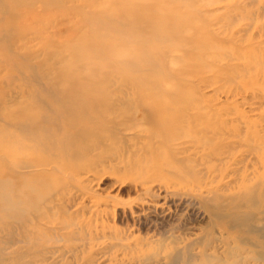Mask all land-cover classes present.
Wrapping results in <instances>:
<instances>
[{"label":"rangeland","instance_id":"obj_1","mask_svg":"<svg viewBox=\"0 0 264 264\" xmlns=\"http://www.w3.org/2000/svg\"><path fill=\"white\" fill-rule=\"evenodd\" d=\"M144 53L159 57L162 70L147 74L123 62L138 57V67H149ZM138 73L155 78L151 82L163 93L154 90V83L130 82L136 92L129 110L146 104L140 102V92H147L151 102L166 104L162 114L176 115L185 130L170 146L169 137H154L146 146L151 151L144 148L131 156L134 164L128 167L129 151L120 150V143L111 145L112 150L91 148L99 136L89 131L96 130V118L109 110L112 93L123 95L128 89L123 81ZM112 83L122 86L112 89ZM29 109L36 124L16 127L17 115ZM71 110L79 111L74 126L67 114ZM165 121L144 123L143 135L153 137V129L159 132ZM203 137L211 145L200 149L195 144L182 152L191 139ZM62 146H69L70 153L83 150L81 156L55 161L80 165L75 176L67 170L13 172L12 160L48 155ZM218 155L229 157L222 162ZM63 179L70 183L57 219L78 224L60 229L57 220H39L36 208L47 190L30 192L28 184L42 181L46 186ZM251 186L255 190L247 193ZM261 188L264 0H0V264H242L235 262L237 257L264 264L252 255L254 250L264 252V245L255 248L249 241L255 235L246 231L257 227V237L264 235ZM215 190L223 197L247 194L213 200ZM18 195L25 203L20 212ZM217 210L226 215L213 217L211 211ZM233 213H240L244 224L229 228L226 222ZM75 232L87 238L79 239ZM44 242L58 252L32 262L27 254ZM230 246L236 253L225 251Z\"/></svg>","mask_w":264,"mask_h":264},{"label":"bare ground","instance_id":"obj_2","mask_svg":"<svg viewBox=\"0 0 264 264\" xmlns=\"http://www.w3.org/2000/svg\"><path fill=\"white\" fill-rule=\"evenodd\" d=\"M121 3V2H120ZM133 7H134V5H132ZM132 7V8H133ZM139 7V6H138ZM143 8V7H142ZM135 9V8H134ZM139 10V9H138ZM136 11V10H135ZM134 11V12H135ZM140 11V10H139ZM130 13V12H129ZM141 13V12H140ZM131 14H132V11H131ZM157 14V13H156ZM135 16H137L136 14L134 15V16H131V17H135ZM126 17H127V14H126ZM130 17V16H129ZM113 18V17H112ZM114 18H115V16H114ZM144 18V17H143ZM118 19V18H117ZM117 19H115V20H117ZM120 19V18H119ZM133 19V18H132ZM135 19V18H134ZM138 19V18H137ZM137 19H135V20H137ZM122 20V19H121ZM128 20H130L131 21V19L129 18ZM147 20V19H146ZM121 24H122V22H121ZM124 24V23H123ZM137 25V24H136ZM133 26V25H132ZM163 27V26H162ZM127 28V27H126ZM165 27H163V29H164ZM117 29H115V31H116ZM158 30V29H157ZM126 31V30H125ZM160 33V32H159ZM158 33V35H161V34H159ZM165 33H167V32H165ZM164 33V34H165ZM156 34H157V32H156ZM155 34V35H156ZM153 35H154V33H153ZM154 35V36H155ZM166 35V34H165ZM172 35V34H171ZM157 37H159V36H157ZM167 37V39L169 40V38L170 37H168V35L166 36ZM165 37V38H166ZM171 37H173V36H171ZM159 38H161V37H159ZM165 38H164V40L163 41H166L165 40ZM162 40V39H161ZM160 40V41H161ZM172 40V39H171ZM118 41V40H117ZM125 42V41H124ZM123 42V43H124ZM116 43L117 42H113V43H111V45H112V48H117V45H116ZM161 45V44H160ZM114 46H116V47H114ZM125 46V45H124ZM120 47V46H119ZM163 47V46H162ZM121 48V47H120ZM123 48V47H122ZM145 48V47H144ZM147 48H149V47H147ZM146 48V49H147ZM136 49V48H135ZM114 50V49H113ZM117 51H118V49H117ZM116 52V51H115ZM146 52V51H145ZM148 52V51H147ZM150 52V51H149ZM127 53V52H126ZM151 54V53H150ZM150 54L149 53H144L143 55H145V56H149L148 58H149V60H150V62H151V66H147V67H145V68H141V67H138L139 66V64H136V62H137V60H139V59H141V58H139V59H137L138 57H135L136 59H126L125 61H123L124 63H125V65L126 64H128L130 67H134L135 69H137V70H141V71H145V72H148L147 74H149V71H153L154 69H157L158 68V64H157V62L158 61H156V59H158L159 57V55L157 56L158 58H156V59H154V57L153 58H151L152 57V55H151V57H150ZM116 57L118 56V57H120L119 55H115ZM122 56V55H121ZM135 56H137V55H135ZM155 56V55H154ZM156 57V56H155ZM111 59V58H110ZM160 59V58H159ZM134 60H136V61H134ZM138 62H140V60L138 61ZM119 64V63H118ZM128 65H127V67H128ZM141 65V64H140ZM123 69V68H122ZM159 69H161V68H158V70ZM124 70V73L126 72L125 71V69H123ZM132 70V69H131ZM134 70V69H133ZM162 70V69H161ZM160 70V71H161ZM157 71V70H156ZM113 72H115V71H113ZM112 72V73H113ZM139 74V73H138ZM144 74V73H143ZM164 74V73H163ZM113 75V74H112ZM116 75H118L117 73H116ZM145 75V74H144ZM149 76V75H148ZM147 76V77H148ZM117 77V76H116ZM129 77V76H128ZM147 77H145V76H142V75H136L134 78H132V76L130 77V78H128V79H126L125 81H123V82H125V83H122V84H124V85H126L125 87L126 88H128V89H123L124 91H123V95H120L119 96V94L118 95H116V93H118V92H116V93H112V100L110 99V101H111V104L110 103H108L107 105H109V110L107 111V112H105L104 113V115L103 116H100V117H97L96 119H98L94 124L97 126L96 127V130H92V131H89V133H91V136H95L96 138H97V136H99V138H97V140H96V142L95 143H92L91 144V148H92V146H94V149H96V148H102L103 150H105V149H110V150H112V147H111V145H114V144H118V143H120V150H124V151H129V154H128V160L126 161L127 162V165H128V167L130 166V167H132L133 166V162H131V160H130V158H131V156L133 157L134 155L136 156L138 153H140L141 152V150H143L144 148H147L146 146H150L151 144H153V142L154 141H152L153 140V138L154 137H162V136H165V139H166V136L167 137H169V138H167V145H171L172 143H174V140H176V139H178V138H180V136L182 135L183 136V134H181L184 130H185V127H184V129H182V127H180V125L178 126V124L176 123V120H177V117H176V115H172L171 117L169 116V115H167L166 113H163L162 114V112H164V111H167V105L166 104H163V103H159V104H157V103H155V102H151V100H149L148 99V93L147 92H145V93H147V94H145L144 92L143 93H141L140 92V95H141V97H140V99H141V101L140 102H142V100L146 103V104H141L140 105V107L139 106H137V107H134L133 108V110L131 111V109L129 110V105H130V102H131V100L132 99H134V97H133V95L135 96V93L134 92H136V91H134L133 92V89L135 88V87H132V86H130L129 84H130V82L132 83L133 81H138V83H142L143 85L145 84V85H147V84H149V82H151V80H153L154 81V79L155 78H147ZM157 77V76H156ZM127 78V77H126ZM114 79L115 78H113V81L112 82H114ZM119 80V79H118ZM121 81H122V79H121ZM119 82H120V80H119ZM129 82V83H128ZM158 82H161V80L160 81H158ZM151 83H154V82H151ZM155 84V83H154ZM157 84H155L153 87L155 88L154 90L157 92V93H159V94H161V93H163V92H161L160 90V87H158L157 88V86H156ZM111 87L113 86L114 87V89H116L117 90V88H120V86H122L121 84H120V86L118 85V83H112V85H110ZM113 87H112V89H113ZM124 87V86H123ZM148 88V90L150 91V88L149 87H147ZM111 89V88H110ZM143 89V88H142ZM146 90V89H145ZM63 91H64V89H63ZM112 90H110L109 92H111ZM119 92H120V90H119ZM30 93V92H29ZM138 93V92H137ZM110 95H111V93H109ZM120 94H121V92H120ZM145 94V95H144ZM29 95V94H28ZM21 96V95H20ZM23 96V95H22ZM21 96V97H22ZM16 97V96H15ZM25 100H26V98H25ZM121 100V101H120ZM136 100H138V99H136ZM22 101H23V99H22ZM21 101V103H24V102H22ZM34 104V106L35 107H37V105H36V103H33ZM23 106V105H22ZM28 106L30 107V102L28 103ZM24 107H26V104L24 105ZM108 107V106H107ZM27 108V107H26ZM32 109H33V107H32ZM105 109H107V108H105ZM34 110V109H33ZM26 111V110H25ZM24 111V112H25ZM30 111V109L28 110V112ZM81 111H85V110H81ZM120 111H123V113L121 112L120 113ZM27 112V111H26ZM19 113L18 115H17V121H18V123H16L18 126H16V127H22L23 128V126H25V124L27 125V124H29V125H31V124H36V118H35V115L33 114V113H31L32 112V110L30 111V113ZM79 111H77V110H71L70 112H67V114H69V115H71V120H70V124H72V126H74V125H76L77 124V122H76V120H75V117L77 116V113H78ZM18 113V112H17ZM16 113V114H17ZM7 114V113H6ZM108 115V116H107ZM14 116V115H13ZM185 116V115H184ZM15 118V117H14ZM161 118H165L166 119V121H171V124L172 125H166V124H168L166 121L165 122H160L162 125H163V127L160 129V131L159 132H155V131H157V130H155V129H153L154 130V132H153V137H150V136H144L143 135V131L145 130L144 128H146L147 126H145L144 127V123H146V122H149V123H153V122H156L158 119H159V121H160V119ZM188 118V117H187ZM186 118V119H187ZM193 118V117H192ZM185 119V118H184ZM199 119V118H198ZM198 119H195L194 121H196L197 122V120ZM201 119V118H200ZM68 120V121H69ZM34 121V123H31V122H33ZM204 121H206V120H204ZM72 122V123H71ZM173 122V123H172ZM180 122H182V121H180ZM212 122V121H211ZM189 123V122H188ZM174 124V125H173ZM184 124V123H183ZM186 124V123H185ZM199 124V123H198ZM213 124V123H212ZM94 125V126H95ZM146 125V124H145ZM182 126V125H181ZM188 127H189V125H188ZM99 129V130H98ZM101 129V130H100ZM151 129V128H150ZM203 129V128H202ZM201 129V130H202ZM208 129V128H207ZM212 129V128H211ZM205 130V129H204ZM215 130V129H214ZM219 130V129H218ZM97 131V132H96ZM151 131V130H150ZM206 131V130H205ZM213 131V130H212ZM220 131H222L221 130V128H220ZM207 132V131H206ZM217 132V131H216ZM215 132V133H216ZM223 132V131H222ZM209 133V132H208ZM211 133V132H210ZM148 134H150V132H148ZM152 134V133H151ZM201 134V133H200ZM204 134V133H203ZM218 134H219V132H218ZM187 135V134H186ZM221 135V134H220ZM188 136V135H187ZM214 136V135H213ZM223 136V135H222ZM185 137V136H184ZM191 137V136H190ZM189 137V138H190ZM192 137L194 138V136L192 135ZM191 137V138H192ZM196 137V136H195ZM212 137V136H211ZM197 138V137H196ZM122 139H124V140H126V142H120V140H122ZM146 139H150V142H152V143H149ZM152 139V140H151ZM195 139V138H194ZM194 139H191V140H193V142H189L187 145L188 146H186V147H182L183 148V150H182V148H181V150H182V152H187L188 151V149L191 147V146H194L195 144L200 148L202 145H211V143L213 142H211V143H208L205 139H204V137L203 138H198V139H196V140H194ZM207 139H216V138H207ZM158 140V139H157ZM225 140H228V139H225ZM145 141H147V142H145ZM159 141H161V140H159ZM232 141V140H231ZM156 142V141H155ZM194 143V144H193ZM216 143V142H215ZM214 143V144H215ZM233 143V142H232ZM155 144V143H154ZM175 144V143H174ZM179 144H180V142H179ZM184 144H186V143H184ZM184 144H183V146H184ZM223 144H224V142H223ZM231 144V143H230ZM236 144H237V142H236ZM225 145V144H224ZM229 145V144H228ZM179 146V145H178ZM232 146V145H231ZM237 145H234L232 148H234V150H235V147H236ZM42 147V146H41ZM223 147V146H222ZM20 148H22V147H20ZM37 148H38V146H37ZM205 148V147H204ZM209 148V147H208ZM225 148V147H224ZM228 148V150L230 149L231 150V148H229V146L227 147ZM17 149H18V147H17ZM193 149V148H192ZM200 149H202V148H200ZM219 149V148H218ZM43 150L45 151V152H47L46 151V149H45V147L43 148ZM69 150H71L70 149V147L69 146H62V147H58V148H54V149H52V150H50L49 151V153H48V155L46 154V155H40V156H37V157H29L28 159H22V158H20V159H15V160H12L11 162H13L14 164V166H13V172H15L14 170H16L17 168L18 169H23V171H24V169H25V171L26 172H30V175H34V173H35V171H36V173L37 174H42V173H39L38 171L41 169L42 170V172H45L44 170H46V169H48V170H50V171H52V172H58V173H60V172H63L64 170H67V171H69V173H73V176H75V172H76V169L78 170L79 168H80V165H77L76 167H70V166H68L65 162H59V163H55V161H56V159H58V158H60V157H62V158H64L65 160L67 159V160H69L71 157H77V156H81L82 154H83V150H81V149H75V150H73V152L72 153H70V151ZM93 150V149H92ZM102 150V151H103ZM145 150H147V151H151L150 150V148H147V149H145ZM190 150V149H189ZM19 151V150H18ZM18 151L16 150L15 152H17L18 153ZM20 151H22V149L20 150ZM72 151V150H71ZM113 151H115V150H113ZM222 151V150H221ZM89 152V151H88ZM181 152V153H182ZM189 152V151H188ZM197 152H198V150H197ZM210 152V151H209ZM223 152V151H222ZM20 153V152H19ZM207 153V152H206ZM230 153H231V151H230ZM230 153H228V154H230ZM23 154V153H22ZM26 154V153H25ZM28 154V153H27ZM88 154H90V153H88ZM150 154H151V152H150ZM205 154V153H204ZM211 154V153H210ZM213 154V153H212ZM216 155L218 154V153H215ZM225 154H226V151H225ZM65 155V156H64ZM174 155V154H173ZM207 155V154H206ZM224 155V154H223ZM189 156V155H188ZM70 157V158H69ZM137 157V156H136ZM227 157H229V155H225V156H221V155H218V159L220 160V161H222V160H225ZM14 158V157H13ZM18 158V157H17ZM187 158V156L186 157H179V161H183L184 159H186ZM214 159H216V158H213V160ZM60 160V159H59ZM217 160V159H216ZM218 160V161H219ZM10 162V161H9ZM10 162V163H11ZM223 162V161H222ZM221 162V163H222ZM218 165H219V163H218ZM217 165V166H218ZM11 166V165H10ZM39 166H42V167H39ZM220 166V165H219ZM222 166V165H221ZM221 166L219 167V168H221ZM216 167V166H215ZM9 169H10V167H9ZM218 169V168H217ZM214 170H216V168L214 169ZM220 170V169H219ZM80 171H82V170H80ZM213 172V171H212ZM214 174H215V172H214ZM213 174V175H214ZM22 175H24V173H22L20 176H22ZM149 175V174H148ZM18 176V175H17ZM152 176V175H151ZM218 176V175H217ZM2 178H4V177H2ZM75 178V177H74ZM146 178V177H145ZM144 178V179H145ZM67 179V178H66ZM66 179H63V181L62 182H60V183H56L55 184V182L53 183V184H50V183H47L46 184V186H43V183H42V181H41V183H38L37 184V186L36 185H31V183H29L28 184V190L30 191V192H33V190H36V188H41L42 190H47V192L46 193H44L42 196H41V201H42V203H40V204H38V208H36V210H38V213H39V220H44V222L46 221V222H52V223H56V220L58 221V225H59V228L61 229V228H63V227H68V226H70V225H76L77 226V222L74 220V219H61V220H58L57 219V212H58V210H60V208L62 207V205H63V203L65 202V194L67 193V191L65 190V188L64 187H66L67 185H66V183H70V182H68V180H66ZM75 180H76V182H77V179L75 178ZM151 179H149V180H147V181H145L142 185H141V188L142 189H144L145 188V186H146V184L145 183H147V182H149ZM236 181V180H235ZM71 186V185H70ZM70 186H68V187H70ZM256 189H258V188H256ZM261 189H263L264 190V188H261ZM255 190V186H251L250 187V189L248 190V192L247 193H250V192H252V191H254ZM19 192L21 193H23V192H25V188H19ZM215 192H216V195H214V196H212L211 197V199H216V200H219L220 198H230V199H233V198H237V197H240V196H242L241 194H247L246 192H244L243 191V193H239V192H237V193H233V194H231L230 196H228V197H223V195L221 194H219L218 192H217V190H215ZM150 193H152V192H150ZM218 193V194H217ZM262 194H264V191H262L261 192ZM68 194V193H67ZM154 195V194H153ZM158 195V194H157ZM2 196L4 197L5 196V194L3 193L2 194ZM200 197H201V195H200ZM206 198V197H205ZM210 198V197H209ZM207 200H209V199H204V202L205 201H207ZM222 200H224V199H222ZM208 203V202H207ZM68 204V203H67ZM16 205H17V208H18V212H20V211H22L23 210V208L25 207V203H24V201L20 198V195H18V199H17V202H16ZM68 206L70 207V205L68 204ZM209 206V205H208ZM235 207H236V205H235ZM29 210H30V212H33L32 210H33V208L32 209H30L29 208ZM208 210V209H207ZM212 210V209H211ZM233 210H231V212H232ZM239 212V211H238ZM211 214H212V216L213 217H218V218H223L224 217V215H226V213L224 214V213H221V212H219L218 210L217 211H211ZM234 215L232 216V220H230V221H227L226 223V225H228V227L229 228H231V226H234L235 224H239V223H243L244 222V218H243V216L240 214V213H233ZM231 217V216H230ZM217 218V219H218ZM227 219H229V217L227 218ZM220 220V219H219ZM247 220V219H246ZM250 221V220H249ZM43 223V222H42ZM210 223H212V222H210ZM213 223H216V221L214 222V219H213ZM57 224V223H56ZM244 224V223H243ZM247 224V223H246ZM214 225V224H213ZM212 225V226H213ZM218 226V225H217ZM215 227H216V224H215ZM240 227V226H239ZM238 227V228H239ZM243 227V226H242ZM241 227V228H242ZM225 230V229H224ZM246 230V229H245ZM241 231V230H240ZM247 232H252L255 236H252V237H250V239H249V241L253 244V246L255 247V248H258V247H260V246H263L264 245V235H262V236H260V238H258L257 237V235H258V233L260 232V228H257V227H255V228H252V227H250V228H248V230H246ZM71 233V232H70ZM76 233V232H75ZM75 236L77 237H79V239H86L87 237L85 236V235H82V234H75ZM245 236V235H244ZM249 236V235H248ZM238 237V236H237ZM241 237V236H240ZM229 238V237H228ZM61 239H63V236L61 235V237H58V238H56V240H61ZM210 239V238H209ZM241 239V238H240ZM239 239V240H240ZM229 240V239H228ZM246 241V240H245ZM248 241V240H247ZM58 242V241H57ZM227 242V241H226ZM242 242V241H241ZM208 243L209 244H213V242L212 241H208ZM229 244H230V241H229ZM245 244H247L246 242H245ZM248 244H250V243H248ZM46 244H45V242H44V245L43 244H41L39 247H37V248H35L33 251H31L30 253H28L27 254V257H30V259H31V261L32 262H38V261H36L35 260V258L36 259H40V261L41 260H45V259H47V258H49V256L50 255H53V254H55V253H57L58 252V250L57 249H53V248H49V249H47L46 247ZM65 247V246H64ZM55 248V247H54ZM63 248V247H62ZM76 248V245L74 246V248L73 249H75ZM19 250H21L22 249V246H20L19 248H18ZM59 249V248H58ZM64 249V248H63ZM67 249V248H66ZM226 252H228V253H231V254H234V253H236V247L235 246H230V247H228L226 250H225ZM255 251V253H252V255H253V257L255 258V259H257V260H264V252H261V251H259V250H254ZM63 252V251H62ZM177 254H179V253H177ZM206 254V253H205ZM204 254V255H205ZM62 255V254H61ZM209 255V254H208ZM208 255L206 254V256H207V259L208 260H210V257H211V259H212V257H213V255L211 256V254L209 255V257H208ZM216 256V255H215ZM219 256V255H218ZM170 257V256H169ZM192 257V256H191ZM173 258V257H172ZM240 261H242V264H247L246 263V261H245V259H240L239 257H237L236 259H235V262H240ZM187 262H190V261H187ZM178 263V262H177ZM172 264H174V263H172Z\"/></svg>","mask_w":264,"mask_h":264}]
</instances>
